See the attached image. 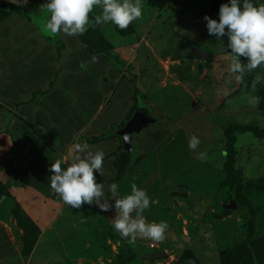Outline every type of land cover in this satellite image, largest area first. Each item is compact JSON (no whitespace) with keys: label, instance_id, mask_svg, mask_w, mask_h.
Segmentation results:
<instances>
[{"label":"rangeland","instance_id":"rangeland-1","mask_svg":"<svg viewBox=\"0 0 264 264\" xmlns=\"http://www.w3.org/2000/svg\"><path fill=\"white\" fill-rule=\"evenodd\" d=\"M225 2L142 0V17L127 29L104 24L68 36L47 30L46 0H0L10 15L0 24V195L9 194L0 200V264H264V82L253 87L264 67L239 80L229 72L228 37L210 36L204 20L219 19ZM99 14L96 7L90 17ZM198 46L211 56L197 58ZM119 70L127 77L116 83ZM47 90L38 94L41 105L28 104L32 115L46 122L48 113L47 131L59 127L71 141L59 151L47 141L58 156L47 154L53 159L38 171L42 161L19 135L16 110L22 94L27 101ZM131 103V111L156 121L134 137L122 177L107 181L110 162L104 181L96 173L111 209L95 200L71 208L51 189V164L73 158L76 143L107 153L116 139L93 143L94 135L112 132L120 119L125 127ZM193 135L201 141L195 150L188 147ZM11 157H19L13 172ZM133 182L154 201L147 219L169 225L163 241L130 244L114 229L119 196L112 197L111 184L124 195ZM233 202L237 207L228 208ZM162 251L165 257L150 260Z\"/></svg>","mask_w":264,"mask_h":264},{"label":"clouds","instance_id":"clouds-1","mask_svg":"<svg viewBox=\"0 0 264 264\" xmlns=\"http://www.w3.org/2000/svg\"><path fill=\"white\" fill-rule=\"evenodd\" d=\"M14 2L27 3V0ZM44 6L51 13L47 30L68 36L83 35L89 26L104 24L127 29L143 15L142 0H46ZM96 7L101 9V14L91 18L90 13ZM204 20L210 36L220 40L225 35L228 37L231 49L229 72L241 74L237 76L238 80L243 79L244 74L264 67V0H227L220 6L219 19L205 15ZM241 57L247 59L246 64L242 63ZM97 60L94 56L93 61ZM81 67L85 68L86 64L82 63ZM259 82H264V75L257 73L253 87ZM200 143V138L193 135L188 147L195 150ZM75 152L73 158L54 160L51 164V189L73 209H79L85 203L92 205L95 200L103 211H109L112 205L105 198L104 184L98 183L96 178L97 172L104 175L105 153L91 150L87 143H76ZM198 158L206 160L207 153L200 152ZM110 191L112 197L119 196L115 202L118 215L113 219L114 229L130 244L138 238L155 241L166 238L167 222L149 221L144 215L154 201L143 188L133 182L131 192L121 195L119 185L112 183ZM102 198H105L103 203Z\"/></svg>","mask_w":264,"mask_h":264},{"label":"crops","instance_id":"crops-1","mask_svg":"<svg viewBox=\"0 0 264 264\" xmlns=\"http://www.w3.org/2000/svg\"><path fill=\"white\" fill-rule=\"evenodd\" d=\"M197 48H199V49H201V50H203V51H207L208 53H209V56H211V52H210V50H208V49H205V48H203V47H201V46H198ZM209 56H206V57H209ZM205 57V58H206ZM49 66L50 67H52V68H49ZM53 66L54 65H52V64H45V69L47 68L48 70H50V71H56V68H53ZM125 70V69H124ZM116 72H114L113 73V75L115 74ZM127 72H125V74H124V76H122V74H121V72H120V70H119V72H117V74L113 77L114 79H116V83H121V82H123L124 80L126 81V78L125 77H127ZM117 75H119L120 76V78H119V76H117ZM126 75V76H125ZM65 77V76H64ZM63 77V78H64ZM112 77V76H111ZM109 80V79H108ZM108 82H110V80L108 81ZM115 90V89H114ZM47 92H49L48 90L47 91H45V93H43L42 94V96H45L46 94H47ZM21 94H22V92H21ZM115 95V94H114ZM23 94L20 96V98H24L23 100V102H25V103H22V104H20V105H18V108H19V110H16V112L19 114L18 115V117H17V124H16V126H17V128H18V132H19V135L22 137V139L24 138H26V140H28V141H30V142H32L33 143V150H32V153H34L36 156H35V158H37V159H41V163L37 166V170L38 171H40L41 169H43L44 168V162L46 163H48V162H50L53 158H55V157H57L58 156V154L56 153V156H51V153H49V150L46 148V143H48V145L49 146H52L54 149H55V151H59V149L60 148H62L61 146H63L64 144H66L68 141H69V143H70V138H71V135H70V138H69V133H66V130H64V131H61L60 129H59V127H57V128H52L51 129V132L52 133H50V132H48L47 130H49V128H48V125L46 124L47 122H49V120L50 119H48V113H47V115H45V117H47L46 118V122H44L43 120L41 121H39L38 122V120L36 119V118H34V116L32 115V114H34V112H33V110H31V108L29 107V105L28 104H34V103H37V105H41V103H40V100L39 99H41V98H36L35 100H33V101H29L30 99H27V101H26V99H25V97L23 96ZM106 97V96H105ZM107 98V97H106ZM105 98V99H106ZM68 100V99H67ZM103 102V101H102ZM101 102V103H102ZM18 103H20V102H18ZM100 103V105L98 106V108H97V114H95L94 116H99V109L102 107V104ZM101 106V107H100ZM132 107V103L129 105V108L127 109V114H126V118L131 114V112H133V111H131V108ZM142 111H144L146 114H147V112L145 111V110H142ZM136 112V111H135ZM135 112H134V114H135ZM134 114H133V116H134ZM148 115V114H147ZM15 116V115H14ZM93 116V117H94ZM96 116V117H97ZM132 116V117H133ZM149 116V115H148ZM131 117V118H132ZM150 117V116H149ZM33 118H34V120H33ZM130 118V119H131ZM126 120V119H125ZM124 122V120L123 119H120V123H118V125H119V128H117L118 127V125L117 126H115L114 127V129H113V131L111 132V130H109L108 132H106L105 134H103V135H100V136H96V135H94V141H93V143H107L108 145H109V142H112L114 139H116V141H117V143L116 144H111L110 145V147L107 149V153H105V158H104V164H107L108 162H110V163H112V164H114L113 166H114V173H113V176L111 177V179H107V181L108 182H113L115 179H117V176H118V168H117V166H116V159H117V153L119 154L121 151H120V148H121V145L123 144L124 145V141H123V138L119 135V134H117V129H120L121 128V125H122V123ZM128 122V121H127ZM126 122V123H127ZM113 123H115V121L114 120H110L109 121V124L111 125V124H113ZM114 125H116V124H114ZM147 125V124H146ZM83 126H85V124H83V125H81V126H79V127H83ZM145 129V127L143 128V130ZM142 132V131H141ZM140 132V133H141ZM64 133V138H62L61 136H62V134ZM32 134V135H31ZM39 134V136H37ZM137 134H139V133H134L133 134V136H132V145H133V141H134V137L137 135ZM93 139V138H92ZM50 140V141H49ZM56 140H57V142H58V144H59V146L57 145V143H56ZM48 141V142H47ZM43 143V144H42ZM68 143V144H69ZM113 145H114V147H113ZM95 146V145H94ZM97 146V150H98V145H96ZM133 150H134V145H133ZM133 152V151H132ZM47 154H48V156H51V157H53V158H48L47 157ZM47 157V158H46ZM11 159H15L16 160V165L15 166H17V164H18V162H19V157H17V158H15V157H11V158H9L8 159V161L9 160H11ZM7 166H8V162H7ZM16 168V167H15ZM104 170H105V168H104ZM104 175H105V171H104ZM104 175H102L101 177H100V175L97 173V177H98V179L99 180H103L104 181V178H103V176Z\"/></svg>","mask_w":264,"mask_h":264},{"label":"water","instance_id":"water-1","mask_svg":"<svg viewBox=\"0 0 264 264\" xmlns=\"http://www.w3.org/2000/svg\"><path fill=\"white\" fill-rule=\"evenodd\" d=\"M194 55L199 58L203 59L206 56H209V53L207 51H203L197 47L193 48ZM156 119L149 117L144 111H136L134 116L126 123L125 127L120 128L117 130V134H119L124 141V146L126 150L129 152L133 151V145H132V136L134 133H140L143 128L148 123L155 122ZM16 160L11 159L8 161V167L13 172L15 171ZM236 202H233V205H228V208H236ZM167 254L165 252H156L155 254L150 256V260L154 261L156 259H160L162 257H165Z\"/></svg>","mask_w":264,"mask_h":264},{"label":"trees","instance_id":"trees-1","mask_svg":"<svg viewBox=\"0 0 264 264\" xmlns=\"http://www.w3.org/2000/svg\"><path fill=\"white\" fill-rule=\"evenodd\" d=\"M0 11L2 12V14H0V19H2V20H0V24L2 23V22H4V21H6V20H8V18L10 17V15H7V13L8 12H6V10H5V7L3 6V9L2 8H0ZM89 52L90 53H93V52H91L90 50H89ZM96 53V52H95ZM42 93H45V91H41V92H38L37 93V95H36V97L34 96L32 99H30L29 101H33V100H35L36 98L38 99V96L40 95V94H42ZM39 94V95H38ZM134 112V111H133ZM133 112H131V114H130V117L129 118H131L132 116H133ZM120 153L118 154L117 153V159H116V166H117V168H118V176H117V178L118 177H122L123 176V174L125 173V170H127V167H128V165L130 166L131 165V163H132V159H133V157H134V154H132V153H130L128 150H126L125 149V147H124V145L122 144L121 145V148H120ZM6 191V190H5ZM7 192H5V193H3V191H2V193H1V195H0V200L3 198V197H7L9 194H7ZM0 206H1V204H0ZM192 263H194V260H191L190 261V264H192Z\"/></svg>","mask_w":264,"mask_h":264}]
</instances>
